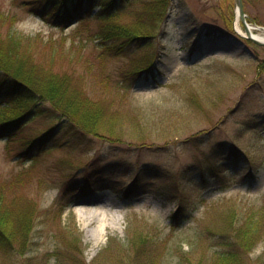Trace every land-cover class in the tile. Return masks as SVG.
<instances>
[{"label": "rangeland", "instance_id": "obj_1", "mask_svg": "<svg viewBox=\"0 0 264 264\" xmlns=\"http://www.w3.org/2000/svg\"><path fill=\"white\" fill-rule=\"evenodd\" d=\"M25 1L0 0V56L7 62L10 57L14 66L13 56L23 61L31 76L47 71L62 83L47 76L46 81L68 93L78 90L79 82L63 79L66 71L85 75V95L94 100H87L88 115L99 116L88 123L98 132L82 134L63 119L34 114L12 135L0 132L1 192L3 181L31 168V151L22 160L17 155L24 140L61 128L50 142L57 148L46 147L35 161L37 178L45 179V186L36 179L30 188L17 183L6 187L15 203H34L36 214L26 244L17 245L22 242L17 231L24 234L27 216L15 212L20 208L12 200L0 203V208H11L8 223L20 225L18 230L2 225L5 243L9 238L19 251L0 247V264H178L172 250L178 243L196 264H210L207 245L223 228L222 216L264 200V70L259 68L264 45L246 37L236 0H173L156 38V75L144 74L127 96L118 94L115 82L116 69L128 59L105 61L107 88L104 79L93 77L99 64L94 42L107 27L134 24L132 11L141 8L140 0L118 18H87L66 29L29 12ZM253 1L244 3L247 19L255 33L264 35V0ZM8 32L24 35L12 43ZM57 52L66 62L55 59ZM15 99L19 114L26 104ZM110 100L115 106L110 107ZM234 155L239 162L208 180L192 174L201 165ZM84 163L95 164L91 170L105 167V173L96 175L107 188L78 198L51 224L44 210L60 194L57 185L67 174L81 177ZM137 175L135 190H130ZM141 238L143 244L137 243ZM156 238L159 243H153ZM249 257V264H264V231Z\"/></svg>", "mask_w": 264, "mask_h": 264}, {"label": "trees", "instance_id": "obj_2", "mask_svg": "<svg viewBox=\"0 0 264 264\" xmlns=\"http://www.w3.org/2000/svg\"><path fill=\"white\" fill-rule=\"evenodd\" d=\"M140 1L141 8H136L137 10L133 9L132 11V22L134 24H120L115 27H107L105 29L106 31L100 32L97 35V40L94 42V53L96 54L95 61L99 64L96 65V70L94 69L93 77L95 79H100V81L104 79L107 82V88L110 87V75L107 74L105 61L108 57L113 59L118 56L128 59L127 63L120 65L118 69H116V72H118V79L115 82V88H117L119 95L127 96V90L144 74L156 75V38L159 32L163 33V23L166 20L168 11L173 2V0ZM248 1L254 2L253 0H244V3L246 4ZM132 4L133 0H27L24 3L29 12L39 16L52 27L61 29H66L74 22L82 21L87 18L100 20L118 18L119 15L122 14V11L128 6H132ZM135 22L137 24H135ZM16 35L17 36H13L8 32L6 36L11 39L12 43H15L13 41L20 42L21 36L24 34L19 32ZM32 38L33 37L30 36L29 40ZM57 53L58 55L56 53V55H54L55 59L59 56V52ZM59 58L66 62L64 57L59 56ZM13 59L18 63L16 64L18 66L13 65L14 62L11 61L10 57L7 62L5 57L0 56V132H4L8 136L12 135L21 127L22 123L30 114H34L35 116L46 115L48 119L54 121L63 119L68 123L71 129H79L82 134H96L98 132L89 125V123L94 124L99 116L93 114L89 117L88 115L90 114L89 106L91 105L87 102L88 97L85 95L86 90L83 85L86 82L85 75H76L74 69L68 73L66 71V74H69L72 78H70L69 75L68 77L64 75L63 79L69 80L74 78V80L76 79L79 82V89L68 93L59 85L62 83L59 82L60 79L55 80V76L52 77V74L47 75L46 71L44 72L46 75L37 72V74L35 73L31 76V73L27 72V69L25 70L23 65L25 63L23 61H18L14 56ZM30 60L32 61L31 58ZM52 60H54V58ZM52 62L51 60L45 61L48 66H52L50 65ZM88 66L92 71L94 66L91 63H89ZM259 68L260 71L264 70L263 60L259 63ZM46 76L52 81H58L59 84L56 82L49 83L50 80L48 82V80L46 81L44 78ZM64 85L71 87V85L67 83ZM15 97L26 104L23 105L24 109H22L23 111L20 110L22 112L19 114L16 113L17 110L14 106V103H17ZM78 97H80V99H78ZM110 98H112L111 95ZM100 99L104 103L107 101V99ZM49 103L51 105H49ZM109 105L110 107L113 105L115 106L114 100H110ZM60 130L61 128L59 129L56 126V128L48 130L38 136L27 137L17 155L19 159L22 160L24 159L23 156L28 151H31V154L28 156V158L32 159V163L29 165L31 168L21 171L13 178L1 183L2 191L0 192V203L3 202L7 204L6 200H12L14 205L16 204L20 208L15 212H20L23 213L20 215L27 216L24 217L26 219V224L23 230L24 234H22L18 230L20 225L17 223V220H15L16 225L12 222L8 223L12 218L10 217V213L12 212L8 210L11 208H0V247L3 250H7V252H15L17 246L14 241L13 244L9 243V241H12L9 238V241L5 243L4 236L8 235L3 227L15 226L14 228L18 230L17 233L22 238V242L17 240V245L23 244L24 246L26 244V238H28L29 233L34 227L33 217L35 216L34 214H36L34 203L32 206L26 204L25 201L15 203V198L11 199L13 195H10V191L7 189H11L16 183L19 186L25 185L26 187L29 184L28 187L30 188V183L36 179L41 187L45 186V179L37 178L35 161L37 160V155L46 147L57 148V145H50V142H52L54 138H57V134ZM239 159V155L229 156L210 165H201L197 168L200 174L196 173L195 170L192 174L196 178H199V180H208V177L216 176L220 170L234 166L239 162ZM82 166L79 167H82L83 170L81 177L77 175L73 177L74 173L71 175L67 174L63 176L65 179L60 182V185H57L61 188L60 194L53 201L52 205L44 210L46 219L50 221L51 224L56 223L62 212L75 203L78 198L89 194L93 190H103L107 188V186L102 183L103 179L96 175L99 172H106L104 166L99 168L95 167L92 170L89 168L95 166V164L90 165L84 163ZM136 178L130 190H135V183L139 180L140 176L137 175ZM159 193L162 194V191ZM176 197L179 198L177 195ZM11 207L13 206L11 205ZM235 209L236 211L231 209L228 214L222 216L221 223L223 224V228L214 232L213 237L209 241L210 243L207 245L210 253V264H249L250 253L257 245L258 240H260V236L264 231V225L262 224V221H264V200L259 206L251 205L244 210ZM179 212L180 210L174 214L173 219L177 217ZM18 215L14 214L15 218L19 217ZM29 217L32 218V221ZM133 240L132 243L134 244ZM141 240L143 241V238L137 243L143 244ZM159 242L158 238L153 240V243ZM200 242L202 241H196L198 244ZM164 245L166 246V244ZM172 250L179 259L178 264L198 263V260L194 262L188 257L189 252L183 249L181 243L174 245ZM60 255H62V253H60ZM60 255L57 257L61 258Z\"/></svg>", "mask_w": 264, "mask_h": 264}, {"label": "water", "instance_id": "obj_3", "mask_svg": "<svg viewBox=\"0 0 264 264\" xmlns=\"http://www.w3.org/2000/svg\"><path fill=\"white\" fill-rule=\"evenodd\" d=\"M236 4H237V15H238V18L241 19L244 25V28L246 31V37L253 40L257 44L264 45V40L257 38L253 35V32H252L253 26L250 25V23L248 22L247 13L244 7V0H236ZM260 28H263V27L260 26Z\"/></svg>", "mask_w": 264, "mask_h": 264}, {"label": "bare ground", "instance_id": "obj_4", "mask_svg": "<svg viewBox=\"0 0 264 264\" xmlns=\"http://www.w3.org/2000/svg\"><path fill=\"white\" fill-rule=\"evenodd\" d=\"M252 32H253V35H254L255 37L264 40V35L259 34V33H255L254 30H253V27H252ZM244 33H245V32H244ZM245 34H246V33H245ZM100 238H101V237H100ZM100 238L98 237V239H97V243L100 241Z\"/></svg>", "mask_w": 264, "mask_h": 264}]
</instances>
